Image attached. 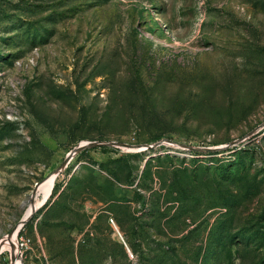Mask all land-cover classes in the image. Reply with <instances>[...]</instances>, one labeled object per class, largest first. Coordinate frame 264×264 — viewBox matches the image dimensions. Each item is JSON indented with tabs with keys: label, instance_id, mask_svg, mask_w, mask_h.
<instances>
[{
	"label": "rangeland",
	"instance_id": "374dc122",
	"mask_svg": "<svg viewBox=\"0 0 264 264\" xmlns=\"http://www.w3.org/2000/svg\"><path fill=\"white\" fill-rule=\"evenodd\" d=\"M84 141L131 146L59 170ZM17 259L264 264V0H0V264Z\"/></svg>",
	"mask_w": 264,
	"mask_h": 264
},
{
	"label": "bare ground",
	"instance_id": "6f19581e",
	"mask_svg": "<svg viewBox=\"0 0 264 264\" xmlns=\"http://www.w3.org/2000/svg\"><path fill=\"white\" fill-rule=\"evenodd\" d=\"M55 177H56V173H53L49 178H47L46 180H43L42 182L38 184L36 195H35V208H38V207L40 208V206H42L50 197L54 183H55ZM33 211H34V207L30 204V206L28 207L25 213L24 218L25 219L29 218V216L31 215ZM16 234H17V231L13 233L10 238H8L5 244H8V245L12 244L11 246H14V244L17 243ZM120 237L121 238L123 237L121 233H120ZM16 264H21L20 259L16 260Z\"/></svg>",
	"mask_w": 264,
	"mask_h": 264
},
{
	"label": "water",
	"instance_id": "95a60500",
	"mask_svg": "<svg viewBox=\"0 0 264 264\" xmlns=\"http://www.w3.org/2000/svg\"><path fill=\"white\" fill-rule=\"evenodd\" d=\"M101 144L122 145V146H125V147L131 146V145L127 144V143H120V142H116V141H114V142H109V143H107V142L89 143L88 141H84V142L78 144V145H77V146H76V147H75V148H74V149L68 154V156H67V158L65 159L64 163L59 167V170H60L63 166H65V165L69 162V160H70V159H71V158H72V157H73L78 151L84 149V148L87 147V146H94V145H101ZM189 148H191V149H196V147H194V146H189ZM208 149H213V148H208ZM38 184H39V183L36 184V187H35V189L33 190V194H32V196H31V205L34 207V211L31 213V215L29 216V218H27V219L23 218V219L21 220L20 226L24 225L27 221H29V220L31 219V217L33 216L34 212H35L36 209H37V208H35V195H36V190H37V186H38ZM15 230H17V229H15ZM14 233H15V232H14ZM12 234H13V233H12ZM12 234L9 235V238L11 237ZM12 247H14V246H12Z\"/></svg>",
	"mask_w": 264,
	"mask_h": 264
},
{
	"label": "built area",
	"instance_id": "2783aa9c",
	"mask_svg": "<svg viewBox=\"0 0 264 264\" xmlns=\"http://www.w3.org/2000/svg\"><path fill=\"white\" fill-rule=\"evenodd\" d=\"M31 242L30 237H20L19 239V247L27 246Z\"/></svg>",
	"mask_w": 264,
	"mask_h": 264
}]
</instances>
